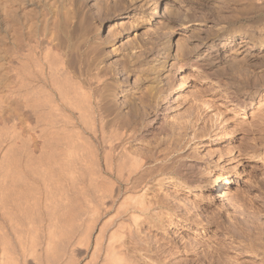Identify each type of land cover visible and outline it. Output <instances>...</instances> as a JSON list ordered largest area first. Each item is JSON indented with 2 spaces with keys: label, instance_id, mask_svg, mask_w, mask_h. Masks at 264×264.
<instances>
[{
  "label": "bare ground",
  "instance_id": "obj_1",
  "mask_svg": "<svg viewBox=\"0 0 264 264\" xmlns=\"http://www.w3.org/2000/svg\"><path fill=\"white\" fill-rule=\"evenodd\" d=\"M16 1L0 0V47L4 52L1 60H8L10 74L7 73L14 79L11 85H5L6 93L32 121L19 125L13 119L6 129L0 128V264H28L29 260L36 264H76L79 248L90 255L85 264H136V259L128 255L126 241L130 238L132 244H143L140 226L158 220L159 209L170 206L161 194L149 192L166 180L163 176L171 174L168 178L198 188H208L214 183L216 191L212 197L225 198L221 191L222 181L228 182L225 174L206 173L204 163L211 158L204 157L199 162L182 158L195 147L192 141L197 131L190 120L178 121L171 115L174 102L185 87L184 67L190 65L200 70L208 63L210 68L215 49H222L224 55L230 52L234 67L241 61L249 65L264 58V47L251 50L254 48L251 33L238 42L239 34L230 33L197 57H188L193 49L190 44L197 49L201 45L196 42L198 26L187 19L191 15L176 0H144L142 5L148 13L133 21V26L142 30L134 34V39L154 33L156 27L168 28L170 33L154 47H148L152 51L148 72L158 81L155 91L148 96L155 111L132 115L134 124L123 118V126L117 128L115 115L130 114L129 93L137 76L123 61L122 65L115 61L120 64L116 68L100 67L89 76L86 74L91 81H102L103 89L96 93L92 86L85 85L89 81L81 73L78 78L83 84L76 80V67L55 47L59 39L56 23L65 16L66 23H72L75 15L72 13L69 18L67 11L76 13L75 7L85 1H59L52 26L48 22L49 10L44 8L39 14L32 10L18 13ZM112 4L115 6L110 0H90L86 11L89 15L105 14L110 19ZM156 20L159 26H154ZM176 23L185 31L175 39ZM120 25L126 26L123 21ZM4 29L9 31L7 35L12 33L9 42L7 35L1 34ZM50 33L54 36L48 40ZM113 35L108 27L105 37L99 38L115 40L117 36ZM261 38L264 41V36ZM97 48L99 59L107 50ZM237 51L243 53L239 58L233 54ZM136 54L132 46L130 55ZM257 92L255 86L246 98L231 99L232 103L244 111L253 104ZM3 97L0 95V112L5 109ZM23 119L20 117V121ZM155 128L159 133L163 131L161 140L146 152L138 151L146 137L158 134ZM220 132L219 126L205 146L218 145ZM187 137L190 142L180 151ZM135 142L139 143L137 148ZM201 226L206 228V222Z\"/></svg>",
  "mask_w": 264,
  "mask_h": 264
},
{
  "label": "rangeland",
  "instance_id": "obj_2",
  "mask_svg": "<svg viewBox=\"0 0 264 264\" xmlns=\"http://www.w3.org/2000/svg\"><path fill=\"white\" fill-rule=\"evenodd\" d=\"M59 1L62 0H31L27 4V0H17L16 6L19 9L18 13L32 10L33 13L39 14L49 10L48 22L52 26L55 23L54 13ZM84 1L78 4L79 7H75L76 13L71 12L72 10L67 11L69 18L70 15H75L72 23H66L67 16L56 23L59 39L55 47L61 49L59 51L56 49L59 54L65 52L61 55L65 56L67 62L71 60L72 66L76 67V80L81 82L80 76L78 78V74L81 73L90 82L84 84L92 86L93 91L97 90L96 93H100L104 85L101 80L99 83L95 79L91 81L92 79L87 75L89 76L92 71H98L100 67L109 65L116 68L123 61L125 66L137 76L133 90L129 93L132 111L130 110V114L126 116L115 115L114 126L119 128L124 124L123 118H129L131 122L134 121L132 115L136 117L153 111L148 96L155 91L158 81L156 79L155 81L148 72L152 57V51L148 47H154L157 41L161 42L162 38L170 33L168 28L156 27L154 33L148 32L142 38L137 36V39H134V34L142 30L133 26V21H139L137 16L148 13L146 6L142 5L144 0H121V2L110 0L115 4L110 8L108 14L110 19H106L105 14L89 15L86 9L90 0ZM176 1L184 7L188 15H191L190 18L187 16V19H191L199 29L196 37L198 39L194 41L201 45L197 49L190 44L194 50L191 49L186 56L197 57L230 33L240 35L236 38L237 42L251 33L254 38L251 43L254 48L251 50L264 47L261 38L264 36V0ZM67 12L65 10V13ZM82 17L84 19L81 22ZM151 20L153 22L155 19ZM34 21L38 22L36 18ZM121 21L125 22V27L120 25ZM157 21L154 26H159ZM176 24L177 31L175 35L173 34L175 39L185 31L182 30L181 25ZM108 27H111L113 36L117 37L115 40L103 41L99 37H105ZM51 29L52 27L49 30L53 31ZM8 32L4 29L1 34L4 36ZM8 35L6 40L9 42L12 33ZM53 36L54 34L49 35L48 40ZM150 38L152 41L149 42ZM190 40L193 41L192 38ZM132 46H135L137 52L135 56L130 55ZM1 47L0 95L4 96L3 106L8 109H1L0 128L6 129V125L8 127L12 124L13 119H16L19 125H26L32 121L30 119L32 117L18 110L13 97H9L6 93L7 86L11 85L14 79L9 75L8 60H1L4 54ZM97 47H104L107 50L99 59L96 56ZM228 53L230 52L226 51L224 55L222 49L219 51L215 49L210 68L208 63L205 64L207 65L205 69L200 70H195L190 65L184 67L182 75L187 77L185 87L182 96L174 102L176 106L171 112L178 121L190 120L197 130L196 137L192 141L195 147L181 157L190 162L203 161L204 157L211 158L204 163L206 173L212 176L225 174L228 182L222 181L221 188L225 198L212 197L216 191L214 183L208 188H198L189 186L183 180L168 178L171 174L163 176L162 178L165 177L166 180H163L161 185L154 186L149 192L154 194L156 191L161 194L160 197L167 200L170 206L159 209L158 220H149L140 226L143 244H137L139 246L134 242L132 244L130 238V240L127 238L128 242L126 241L128 255L136 259V264H264V58L257 59L256 64L249 65L241 61V64L237 63L234 67ZM233 54L238 55L239 58L243 53L237 51ZM115 61H119L120 64ZM4 77L5 80H2L1 78ZM1 82L5 83L1 84ZM255 86L258 92L255 94L253 104L244 111L235 107L232 100L246 98L247 93ZM5 96L10 99L6 101ZM20 117L24 118V121H20ZM219 126L221 130L219 144L213 148L205 146L209 143L210 136L218 131ZM155 131L158 132L155 137L148 136L146 137L148 141L144 140L149 146L143 141L142 144L138 143L142 145L141 148L136 141L135 148L139 146L138 151L146 152L150 146L156 145L164 134L163 131L159 133L156 128ZM185 141L180 151H183L190 142L188 137ZM210 151H213V154ZM202 222H206V228L201 226ZM76 254L78 258L76 264H85V259L87 262L90 259V255H85L81 248ZM100 259L98 258L99 261ZM29 261L28 264H36L32 260Z\"/></svg>",
  "mask_w": 264,
  "mask_h": 264
}]
</instances>
